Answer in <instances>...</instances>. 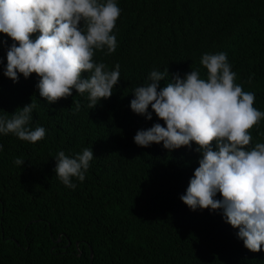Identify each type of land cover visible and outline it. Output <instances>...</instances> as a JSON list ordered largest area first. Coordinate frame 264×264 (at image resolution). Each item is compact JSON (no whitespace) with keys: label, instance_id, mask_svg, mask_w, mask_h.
<instances>
[{"label":"trees","instance_id":"16d2710c","mask_svg":"<svg viewBox=\"0 0 264 264\" xmlns=\"http://www.w3.org/2000/svg\"><path fill=\"white\" fill-rule=\"evenodd\" d=\"M118 3V47L111 54L97 50L94 59L109 69L119 63L121 80L94 109L87 93L75 91L48 104L35 73L14 83L0 65V112L11 115L33 100L32 127L47 129L36 143L0 136V264H264V250H248L219 211H192L180 199L199 166L196 145L171 153L162 143L136 145L138 130L164 122L130 108L134 88L152 70L168 68L162 86L191 68L206 78L201 56L225 52L235 82L254 92V107L264 111V0ZM5 39L10 46L0 33L6 64ZM249 131L246 147L264 142V119ZM86 147L96 157L85 180L74 178L70 189L56 175L54 157ZM17 157L23 166L14 164Z\"/></svg>","mask_w":264,"mask_h":264},{"label":"clouds","instance_id":"9594fccd","mask_svg":"<svg viewBox=\"0 0 264 264\" xmlns=\"http://www.w3.org/2000/svg\"><path fill=\"white\" fill-rule=\"evenodd\" d=\"M122 9L118 0H0V33L12 40L6 48L3 74L14 83L21 75L37 76L39 96L48 104L61 98L87 93L88 108L94 109L110 98L119 84L120 65L109 69L94 59L97 50L116 51L113 31ZM33 36V34H37ZM199 70L183 75L152 70L144 84L134 88L131 110L160 122L140 129L134 142L140 147L161 144L169 153L187 147L199 154L198 167L180 199L190 210L219 211L226 223L237 229L238 239L252 252L264 250V142L250 145L249 131L264 119V111L254 107L255 93L237 84L227 53H204ZM81 105L76 102V111ZM37 103L18 108L9 115L0 112V136L12 134L36 143L47 129L32 127ZM151 108V111L149 110ZM4 146L0 144V152ZM96 156L86 147L74 155L59 151L55 173L75 190L74 178L83 182ZM17 166L25 160L17 157ZM218 193L221 198H217Z\"/></svg>","mask_w":264,"mask_h":264},{"label":"water","instance_id":"95a60500","mask_svg":"<svg viewBox=\"0 0 264 264\" xmlns=\"http://www.w3.org/2000/svg\"><path fill=\"white\" fill-rule=\"evenodd\" d=\"M91 256L93 257V252L91 253Z\"/></svg>","mask_w":264,"mask_h":264}]
</instances>
